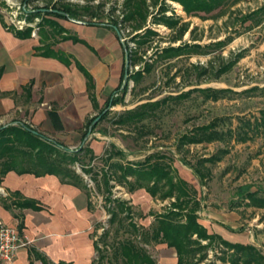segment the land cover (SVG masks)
<instances>
[{
    "label": "rangeland",
    "instance_id": "rangeland-1",
    "mask_svg": "<svg viewBox=\"0 0 264 264\" xmlns=\"http://www.w3.org/2000/svg\"><path fill=\"white\" fill-rule=\"evenodd\" d=\"M161 1L166 9L160 11ZM126 0H1L2 13L12 27L20 30H40L45 36L52 34L55 40L63 36L56 16L50 13L64 4H71L81 10V18L115 24L126 37L130 51H137L140 58L130 64L132 75L125 91L113 93L114 104H102L101 110L107 114L98 123L86 141L80 136L87 125L77 130V136L63 140L71 148L81 144H92L95 156L84 154L78 160L67 159L63 168H71L73 174H79L90 189L96 204V236L99 240L102 258L96 254V264H120L114 255L117 240L131 237L145 247L159 264H174L176 255L173 248L156 242L153 238L145 239L139 234H131L120 227L118 220L110 222L112 213L109 206L129 210L134 220L141 225V232H152V223L156 214L167 212L173 198H160V194L151 196L144 189L134 193L128 186L111 180L112 192L106 198L107 191L102 182V169H107L111 162L127 160L143 163L152 153L157 154L149 162L170 164L175 177L188 181V189L201 201L198 209L200 219L210 229H222L233 241L250 242L264 253V207L249 204L248 191L264 189V137L255 136L244 142L235 139L213 140L210 142L180 143L183 134H192L198 126L216 122L217 130H235L243 117L254 120L264 109V95L260 90H251L253 86L264 87V24L254 26L249 20L242 22L251 5L247 0L234 5L229 2L226 13L220 17L212 13L204 19L203 15L180 18V23L189 22V28L181 39L175 40L178 27H170L156 16L176 18L177 9L168 0H160L156 5L147 0L149 14L142 28H133V20H124L127 14ZM233 5V6H231ZM159 18V17H158ZM50 21L59 26L54 27ZM151 29L154 32L147 30ZM148 38L146 43L139 41ZM224 39V44L216 41ZM199 44L186 47L183 53L162 57L160 52L167 46L181 44ZM243 52L234 65L224 73L217 75V70L224 62ZM147 66H151L148 70ZM224 88L217 99L206 98L198 88ZM192 90L186 97L169 98ZM168 98L167 102L153 111L151 117L134 124L121 125L116 120L121 115L149 101ZM110 100V101H111ZM94 114V115H95ZM58 137V136H53ZM112 143L124 153L114 152ZM17 148L24 145L16 142ZM221 149L228 152L215 162L203 161L201 178L194 169L198 161L217 153ZM113 151L109 162L106 156ZM79 158V157H78ZM87 169L89 171H85ZM208 170V173H207ZM97 173V174H96ZM72 174V175H73ZM96 174V175H95ZM95 176V177H94ZM131 179V176L129 177ZM133 180V179H132ZM117 198V199H116ZM116 199V200H114ZM127 200L120 204L119 200ZM133 205V206H132ZM118 216L123 213L119 211ZM178 219V218H177ZM186 217H182L185 220ZM127 222V221H125ZM230 226L233 230L228 229ZM108 232L107 236H103ZM197 235L195 234L194 237ZM209 242L203 239L202 243ZM226 247L216 241L209 247L208 255L198 264H229L222 262V251ZM198 256V255H197Z\"/></svg>",
    "mask_w": 264,
    "mask_h": 264
},
{
    "label": "crops",
    "instance_id": "crops-1",
    "mask_svg": "<svg viewBox=\"0 0 264 264\" xmlns=\"http://www.w3.org/2000/svg\"><path fill=\"white\" fill-rule=\"evenodd\" d=\"M168 1L181 6L180 18L181 13L199 16L187 14L180 2ZM240 1L244 0H230L234 5ZM247 3L251 8L246 14L264 6V0ZM225 7L200 15L206 19L215 12L220 17ZM58 20L64 30L57 40L51 33L42 35V28L22 36L4 17L0 0V127L26 124L64 142L77 136L116 90L125 70V50L116 29L107 23ZM249 20L254 26L264 24V19L258 24ZM0 221L30 240L11 264H94L96 204L80 183L56 173L8 169L0 179ZM207 228L230 242L253 244L233 241L222 229ZM158 243L173 248L177 260L173 246Z\"/></svg>",
    "mask_w": 264,
    "mask_h": 264
},
{
    "label": "trees",
    "instance_id": "trees-1",
    "mask_svg": "<svg viewBox=\"0 0 264 264\" xmlns=\"http://www.w3.org/2000/svg\"><path fill=\"white\" fill-rule=\"evenodd\" d=\"M180 2L187 14L189 15H200L201 12L207 14L211 13L217 8L221 9L230 2V0H174ZM237 2L239 0H233ZM153 4H158L160 0H152ZM159 10L162 12L166 9L165 1H161ZM126 20H133V28H142L147 21L149 14V5L147 0H126ZM51 14L66 18L82 19L81 10L73 7L71 4H64L56 9L50 11ZM204 16V15H203ZM159 17V18H158ZM156 21L161 20L170 27H178V34L174 37L175 40L181 39L185 32L189 28V22H182L180 25V17L169 18L167 16H156ZM252 19L256 24L260 23L264 19V6L258 10L250 12L242 16V21ZM84 20V19H82ZM89 22H96L93 20H86ZM54 27L59 25L50 21ZM109 26L115 28V24H109ZM43 23L40 24V29ZM63 27L59 26V31H63ZM154 32L148 29L147 32ZM16 32L22 36H28L31 34V30H16ZM148 38H144L139 41L140 44L146 43ZM226 40L217 41L218 44H224ZM199 44H181L178 46H167L162 48L160 55L162 57H171L183 53L186 47H194ZM243 56V52L236 54L235 58L224 62L222 66L217 70V75L224 73L229 70L234 63H236ZM140 58L137 55V51H130V64H134ZM151 66H147L149 70ZM129 73V80L131 78ZM124 73L122 75L119 85L113 93L118 91H125L128 87L129 82L121 87L123 83ZM251 90H260L264 95V87L253 86ZM206 98L217 99L221 96L222 92H226L224 88H213L205 87L198 88ZM192 90H188L178 95L169 96V98H181L186 97L191 93ZM112 93V94H113ZM111 94V96H112ZM111 96L105 102L108 105L114 104V99L111 100ZM111 100V101H110ZM168 98L162 100L149 101L133 109L125 111L120 118L116 120V123L121 125L134 124L138 121L151 117L153 111L166 103ZM108 111V110H107ZM101 112L92 117L88 124L87 129L82 135V141H85V136L88 131H95L99 122H101L107 114ZM101 115L100 119L90 126L93 120ZM216 122L204 124L193 129L192 134H183L180 143H196V142H210L213 140H226L235 139L236 141L244 142L255 136L264 137V109L260 110V116L254 120L243 117L240 119L239 125L235 130H217ZM21 141L24 145L22 148L16 147V142ZM116 153L123 154L124 151L119 148L116 144L112 143ZM227 149H221L217 153L210 157H205L198 161L197 167L194 169L195 173L203 178L206 174L202 170L203 161L215 162L220 160ZM84 154H90L95 156L94 150L91 146L81 144L77 148H71L66 143L54 140L45 136L44 134L35 131L26 124L9 125L6 127H0V179L1 176L11 168L30 171L34 173H56L60 175L64 180H72L73 182L80 183L86 187L87 182L82 177L75 173L73 174L71 168H63L62 165L67 159L77 158L78 160ZM157 152L147 156L145 161L148 163H138L127 160L126 162H111L108 164L107 169H102L103 186L108 192L106 198L112 192L111 180L116 179L120 184L128 186V191L133 192L138 188H144L151 196H155L159 193L160 198H173L171 202V208L164 213L156 214L155 220L152 223V232L143 234L141 228L132 216L130 210L116 209L109 206V211L112 213L110 222L115 223L117 220L120 227L124 226L126 231H129L132 235L139 234L142 238L149 239L153 238L156 242L167 243L168 246H173L177 253L176 264H198L199 261L203 260L208 255V248L213 246V243L219 241L220 244L224 245L226 249L222 251V262L225 263L227 260L229 264H264V253L253 244L233 243L230 242L220 235L209 232L208 228L200 222V215L198 209L201 208V201L195 195H192L188 189V181L182 177H175L172 172L170 164L161 165L159 162L150 163L149 160L154 157ZM113 155V151L108 153L106 156V162L108 163ZM79 157V158H78ZM86 172L89 171L84 169ZM208 173V170H207ZM73 174V175H72ZM97 174V173H96ZM95 174V175H96ZM131 176V179L129 178ZM95 177V176H94ZM133 179V180H132ZM246 197L249 199L248 203L260 207H264V189L255 191H248ZM117 199V198H116ZM114 199V200H116ZM120 204H127L128 201L124 199L119 200ZM133 206V205H132ZM122 212L123 215L118 216ZM186 217L182 220V217ZM178 218V219H177ZM127 221V222H125ZM21 234V233H20ZM197 235L194 237V235ZM108 232H104L103 236H107ZM203 239H208L209 242L202 243ZM96 250L97 253L101 254L99 240L96 239ZM113 255L120 260V264H159L156 259L150 255L144 246L138 244L131 237H126L122 240H117L114 245ZM198 255V256H197ZM102 258L106 257V254H101ZM97 260L95 259L94 264ZM50 264V263H46Z\"/></svg>",
    "mask_w": 264,
    "mask_h": 264
},
{
    "label": "built area",
    "instance_id": "built-area-1",
    "mask_svg": "<svg viewBox=\"0 0 264 264\" xmlns=\"http://www.w3.org/2000/svg\"><path fill=\"white\" fill-rule=\"evenodd\" d=\"M37 31L36 28L33 33L35 34ZM123 38L128 44L124 35ZM29 243L30 240L20 234L16 227L0 221V264H11L18 250Z\"/></svg>",
    "mask_w": 264,
    "mask_h": 264
},
{
    "label": "water",
    "instance_id": "water-1",
    "mask_svg": "<svg viewBox=\"0 0 264 264\" xmlns=\"http://www.w3.org/2000/svg\"><path fill=\"white\" fill-rule=\"evenodd\" d=\"M115 29L118 33L119 38L122 41L124 50H125V70H124V77H123V83L121 85V87H124L128 82H129V72H130V50L128 47L127 42L124 40L123 38V34L121 33V31L119 30V28L117 26H115ZM101 115H98L92 122L90 129L92 127L93 124H95L99 119H100ZM91 130L88 131V133L85 136V140H87L91 134Z\"/></svg>",
    "mask_w": 264,
    "mask_h": 264
},
{
    "label": "bare ground",
    "instance_id": "bare-ground-1",
    "mask_svg": "<svg viewBox=\"0 0 264 264\" xmlns=\"http://www.w3.org/2000/svg\"><path fill=\"white\" fill-rule=\"evenodd\" d=\"M181 8V6H179Z\"/></svg>",
    "mask_w": 264,
    "mask_h": 264
}]
</instances>
